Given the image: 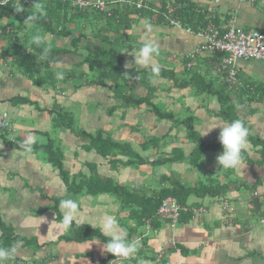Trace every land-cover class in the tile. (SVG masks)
Returning a JSON list of instances; mask_svg holds the SVG:
<instances>
[{
	"label": "crops",
	"instance_id": "0c3cea01",
	"mask_svg": "<svg viewBox=\"0 0 264 264\" xmlns=\"http://www.w3.org/2000/svg\"><path fill=\"white\" fill-rule=\"evenodd\" d=\"M118 1L109 3L122 11L124 3H132ZM168 1L175 3L137 0L136 6L147 3L157 16L162 3ZM193 2L196 10L206 14L207 23L264 32V0ZM176 8L171 6L170 11ZM102 16L95 12L87 18L85 14L83 20L63 22L56 31L45 32L35 23L19 27L14 17L0 20V33L15 29L24 41L26 35L31 39L38 32L52 49L48 58L42 59L43 49L30 43L41 52V62L29 71L14 57L0 56V114H8L13 126L0 132V235L6 228L12 231L7 245L23 242L15 260L7 264H72L70 256L76 264H111L116 258L102 251L107 238L99 230L105 215L116 216L129 239L140 240L135 256L120 259L118 264H264V61L237 60L239 81L231 85L227 71L218 70L222 54L218 61L217 53L209 51L186 57L204 42L201 32L206 22L194 30L172 23L173 18L159 24L155 18L148 21L133 13L124 39L115 42L113 32L103 31L107 20ZM146 22L151 23V32L146 31ZM101 35L111 36L108 45L114 44L119 50L124 67L130 64L127 69L138 71L149 69L134 64V53L146 40L158 42L160 55L154 60L159 65L168 61L173 66L167 70L173 67L177 74L182 70L183 74L170 86L164 77L152 79L150 84L156 89L151 102L172 111L176 120L193 117L194 138L185 125L160 119L146 104L121 105L122 100L114 95L115 82H101L100 73L91 71L87 61L96 49L107 50ZM7 45V38L0 39V54ZM180 59L182 65L177 66ZM59 72L64 73V79L58 78ZM194 74L199 85H179ZM129 84L130 92L136 95L151 93L139 77ZM220 90L229 94L250 130L243 163L237 169H224L217 162L223 151L217 126L231 122L220 114ZM55 109L65 114L59 122ZM211 127L216 128L203 135ZM99 130L136 153H118L116 157L122 160L111 163L88 138ZM32 134L38 143L31 153H25L19 145ZM50 144L62 152L63 169L41 149ZM140 157L146 160L143 164L130 165ZM93 177L138 190L145 198L163 187L189 188L184 203L180 202L189 211L176 222L161 216H134L131 206H124L117 193L89 192L87 182ZM71 179L82 186L78 193L70 191ZM213 187L221 191L212 193ZM64 198L78 202L77 216L84 222L80 226L89 228L90 236L71 238L76 222L70 229L63 227L64 213L59 205ZM142 201L138 200V205ZM226 201L232 209L223 208ZM4 243L0 241V246L6 247Z\"/></svg>",
	"mask_w": 264,
	"mask_h": 264
},
{
	"label": "trees",
	"instance_id": "16d2710c",
	"mask_svg": "<svg viewBox=\"0 0 264 264\" xmlns=\"http://www.w3.org/2000/svg\"><path fill=\"white\" fill-rule=\"evenodd\" d=\"M110 0H108L109 2ZM118 1V0H117ZM132 1V3L127 4L128 2L124 3V10H120L119 7L112 8L108 14H101L104 17L105 27L103 31H111L114 33L113 40L117 42L125 35V29L130 27V23L133 18H130V15L137 14L141 17L146 18L148 21H153L155 18L156 23H169L170 19L179 20L183 26L191 27L194 30L198 29L199 27L204 26L205 22L207 23L206 14L199 12L194 8L193 0H175V3L171 1L163 2L161 6V13L155 16V12L148 7V4H144L141 8H137L136 1L137 0H126ZM119 2V1H118ZM172 3V4H171ZM36 4H42L46 9V15L40 18L35 24L38 26L42 31H49L57 30V25L62 24L63 22H69L71 20H78L82 19L83 16L86 14L87 18L92 17V14L95 13L94 11L90 14L91 11L83 10L78 8L77 6H73L70 1L65 0H9L7 4L0 6V20L4 18H15L18 21L19 27L26 17L31 14L35 10ZM22 6L24 9L23 12H17L15 8ZM132 9H128L129 6ZM132 5V6H131ZM176 5L177 8L174 11H170V7ZM61 9V12L59 10ZM70 9V11H68ZM70 16L68 17V14ZM157 18V19H156ZM67 25V24H65ZM3 32V31H2ZM8 39V45L4 48L3 52L0 54L1 57H14L18 65L24 67L25 71L34 70L36 68V62H41L39 59V54L37 50H34L30 43L31 39L27 37L26 40H20L19 32L15 29L9 30L6 32L4 30L3 33H0V39L3 38ZM100 38L104 43H106L107 50L96 49L95 53H91V55L87 58L89 62L90 70L97 71L100 73L99 80L102 82L107 80H112L115 82L114 85V95L117 98L122 100V106L129 107H140L143 104L150 106V108L158 115L160 119L167 118L171 120H175V123H182L185 125L187 132L190 134L192 138L196 136V132L194 130V118L188 117L182 120H176L175 114L171 112H166L163 108L155 105L151 102L152 93L155 92L153 86H151L150 81L156 77H152L150 70L145 71H138L135 69H127L122 65V55L119 53V50L116 49V46L108 45V42L111 38L110 35L103 36L101 35ZM34 45V44H33ZM141 46V45H140ZM53 52V51H52ZM57 52V51H55ZM220 53H217L216 59L218 61ZM195 57V56H194ZM191 57V58H194ZM35 61V63L32 62ZM168 68L161 67V72L159 77H164L167 80L177 82L179 76L177 75L176 70L172 67L173 70H167ZM188 70V69H187ZM189 72V71H187ZM195 73V72H194ZM139 77L142 80V84H144L147 88L151 90L146 96L136 95L130 92V84L129 81L132 78ZM183 79V78H182ZM99 82V81H98ZM179 85L181 87H186L191 83H195V74L192 75L191 78L187 80L179 81ZM196 85H199V82L196 80ZM154 95V94H153ZM217 95L220 97L221 102V109L220 114L225 119L229 121H233L235 119H241L244 121V118L240 117L239 111L236 109L235 102H233L229 96V94H225L223 91H218ZM231 101V104L228 102ZM164 110V111H163ZM55 111L58 113L56 116V121L63 119L65 114H62L61 111ZM245 123V121H244ZM88 138L92 139L91 146L97 147V150L100 152L101 155L107 157L109 161L113 164H116L121 158H117L116 155L128 153V155L132 154L134 151L130 147H127L123 143L114 142L110 136L106 135L105 130H99L94 135H89ZM197 140V139H196ZM42 150L46 151L51 162L58 168L63 169L62 158L63 154L60 150H57L54 146L47 145L41 148ZM136 153V152H134ZM139 156V155H137ZM136 159V158H134ZM122 160V159H121ZM146 160H143L141 157L137 162H133L130 165H141ZM65 177L67 174L63 172ZM68 179V178H67ZM89 185L88 191L91 193H98V192H114L117 193L118 196L121 198L124 206L130 207L132 209V215L134 216H144L143 218H153L154 216H158V208L160 207L162 201L167 198L168 195H172V197H176L177 201L180 203H184L183 197L187 194V190L189 188H177V186L172 188L163 187L159 192H155L149 198H145V195H141V192L138 190H129L125 188L123 185L111 183L108 179H103L99 177L90 178L87 182ZM70 191L74 193H78L82 190V186L79 185L75 180L71 179L69 183ZM212 193L220 192L221 190L217 187H213ZM184 191L183 192L181 191ZM189 191V190H188ZM169 197V196H168ZM174 197V198H175ZM143 199L139 205L138 200ZM132 202V203H131ZM132 205H135L133 207ZM142 218V217H141ZM154 219V218H153ZM75 230L74 236L71 238L76 239H84L87 236L91 235V230L86 226H73ZM11 230H7L4 228L2 235H0V241L6 242L4 244L7 245L11 237ZM78 234V236H77Z\"/></svg>",
	"mask_w": 264,
	"mask_h": 264
},
{
	"label": "clouds",
	"instance_id": "9594fccd",
	"mask_svg": "<svg viewBox=\"0 0 264 264\" xmlns=\"http://www.w3.org/2000/svg\"><path fill=\"white\" fill-rule=\"evenodd\" d=\"M9 0H0V6L7 4ZM17 12H23L24 9L20 7L15 8ZM46 15V9L42 4H36L35 10L29 14L24 23L34 24L40 18ZM145 29L147 32L152 31V25L149 22L145 23ZM31 42L39 48L43 49L42 59H47L51 52V45L47 43L46 38L38 32L31 37ZM160 55V48L157 41L146 40L142 43L138 52L134 53V64L150 70L152 77H159L161 72L160 65L154 60V57ZM61 61L57 59V63ZM130 64H126L125 67H130ZM59 79H64V73H58ZM219 131L218 139L222 145L223 151L217 156L218 164L224 169H237L242 166L243 152L248 144V137L250 134L249 127L245 125L241 119H235L229 123H225L223 126H217ZM213 128L207 129L203 135H206ZM202 135V136H203ZM38 143V137L34 134L27 135L20 143L25 153H31L34 145ZM59 207L63 210L62 224L67 230L73 226L76 222L77 226H80L84 222L78 219L79 204L73 198L61 199ZM95 228V227H94ZM100 233L106 237V243L103 245L102 251L111 253L116 260L111 261V264H118L120 259H131L138 252L140 247V240L129 239L128 232L123 228L119 220L114 215H105L100 220ZM22 241H16L10 246H0V264H7V262L14 261L19 248L22 246ZM72 264H76L74 257H69Z\"/></svg>",
	"mask_w": 264,
	"mask_h": 264
},
{
	"label": "built area",
	"instance_id": "2783aa9c",
	"mask_svg": "<svg viewBox=\"0 0 264 264\" xmlns=\"http://www.w3.org/2000/svg\"><path fill=\"white\" fill-rule=\"evenodd\" d=\"M70 1L73 6L83 10H91L98 14H105L112 9L107 0H65ZM246 2H257L258 0H243ZM143 2L137 4L141 8ZM172 23L181 25L179 20L171 19ZM204 42L195 48L190 56L194 57L202 51L219 52L223 56L218 70L227 71L228 81L231 85L238 83L239 69L236 61L258 60L264 61V32L256 29H243L236 26H217L214 23H207L202 32ZM13 128L10 116L6 113L0 114V132ZM224 209H232L226 202H223ZM187 206L181 205L176 198L169 196L162 201L158 215L170 222H176L183 212H188ZM264 222V220L262 221Z\"/></svg>",
	"mask_w": 264,
	"mask_h": 264
},
{
	"label": "rangeland",
	"instance_id": "374dc122",
	"mask_svg": "<svg viewBox=\"0 0 264 264\" xmlns=\"http://www.w3.org/2000/svg\"><path fill=\"white\" fill-rule=\"evenodd\" d=\"M123 39H124V38H122V40H123ZM165 57H167V56H163V58H165ZM172 58H173V57H172ZM178 58H180V57H178ZM178 58H177V59H178ZM181 62H183V61L180 59V61H179L180 64H177V66H181V65H182ZM167 66L169 67V66H173V65L170 64L168 61H166V62H161L160 67L167 68ZM176 68H178V67H176ZM179 74H180V75L183 74V70L180 71L177 75L179 76ZM163 81H165V83L167 84V86H170V85L172 84V81H170V80L164 79ZM162 92H163V91H162ZM72 106H74V105L72 104Z\"/></svg>",
	"mask_w": 264,
	"mask_h": 264
},
{
	"label": "bare ground",
	"instance_id": "6f19581e",
	"mask_svg": "<svg viewBox=\"0 0 264 264\" xmlns=\"http://www.w3.org/2000/svg\"><path fill=\"white\" fill-rule=\"evenodd\" d=\"M212 53H219V52H212ZM190 54H191V52L190 53H188L187 55H186V57L187 58H191V56H190ZM221 54V53H220ZM223 56V55H222ZM168 198V197H167ZM165 200V199H164ZM182 205V204H181ZM159 209V208H158ZM157 213H158V211H157ZM159 216V215H158Z\"/></svg>",
	"mask_w": 264,
	"mask_h": 264
}]
</instances>
